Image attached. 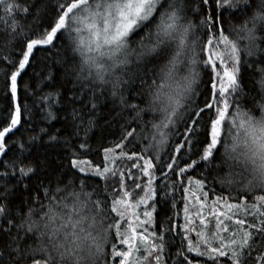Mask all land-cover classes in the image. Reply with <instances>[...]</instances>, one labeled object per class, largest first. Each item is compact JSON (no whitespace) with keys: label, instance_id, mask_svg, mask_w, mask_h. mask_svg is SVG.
<instances>
[{"label":"snow or ice","instance_id":"obj_1","mask_svg":"<svg viewBox=\"0 0 264 264\" xmlns=\"http://www.w3.org/2000/svg\"><path fill=\"white\" fill-rule=\"evenodd\" d=\"M0 22V264H264V187L230 174L209 205L199 178L226 122L224 163L264 177V0H0Z\"/></svg>","mask_w":264,"mask_h":264},{"label":"trees","instance_id":"obj_2","mask_svg":"<svg viewBox=\"0 0 264 264\" xmlns=\"http://www.w3.org/2000/svg\"><path fill=\"white\" fill-rule=\"evenodd\" d=\"M54 2H55V0H53V3ZM188 16H189V19H191V22L193 23V25H196L199 23V21L195 18L194 13H189ZM4 28H5V25L3 24V22H0V31H3ZM142 34H146V30L141 29L131 37L134 45H135V41L138 40ZM258 35H259V33H258ZM243 43L244 42H242V46H243ZM257 43H258V45L264 44V40H258ZM53 51L55 52V50H53ZM44 55H45L44 53H40L37 56V61L40 62L38 65V70H40L42 68ZM256 58H258V57H248V56L243 57L245 63H247V61L250 59H256ZM166 63H167V60L165 59V60H158V61H155L153 63L148 64L147 68L149 71V75H148V77H146V79H149V81H150L153 78V74H159L160 70L164 67V65ZM197 70H199V67H197ZM132 71L136 72L139 76H143V74H144L143 66H141L140 68H137L135 65H133ZM242 71L244 74V84L246 86L245 91L246 92H252L254 81L250 78L251 67L250 66L244 67L242 69ZM181 74L185 75V76L189 74L187 68L184 67V65H181ZM201 77L204 78L202 73H201ZM68 87L71 88L72 85H68ZM140 87H141V84H140L139 79H134L133 84L130 86V88H135V89H139ZM87 88H88V85H87V82H85V90H87ZM205 90L206 89L204 88V86L201 83L194 84L192 95H195L197 100H202V97L199 96V93H202ZM135 95L136 94L133 93L134 97H135ZM137 101H138V98L134 99L133 102H137ZM188 102L189 101H185V104H187ZM100 103L101 104L105 103L103 97L101 98ZM244 103L245 102L242 100L241 104H244ZM0 107H3V105L0 104ZM249 107H251L250 103L246 104L244 106V110H248ZM181 111H183V109ZM42 115H43L42 113L37 112V117H36V120L34 122L39 123V124H43L44 121L41 119ZM54 123H56L57 126H59L58 122H54ZM176 127L178 129H180L181 131L183 130V124L181 122H178ZM228 128H229V125L226 122L225 130L221 136L222 143L220 145H218L219 153H218L217 160L214 161L211 165L205 166L199 173V178L204 179V182H205V191L208 193V204L209 205H211V202L213 200H215L217 198V196L220 195L221 193H223V195L225 196V199H228L229 193H231L232 199L229 200V202H231V203L237 202L236 197H237V193L239 191V188L237 186L226 187L220 183L221 179L229 177L230 174L234 175L235 173L243 171V169L240 165H237L235 168L229 167V165H235L234 161H229L228 163H224V161L227 159L225 156L224 145L227 144L229 147L231 145V141H228L226 138V131ZM115 130L116 129L114 126L113 129L110 130V132H115ZM93 131L96 132L97 134L101 133V129H94ZM174 131H175V129H174ZM110 132H103V136L106 137L102 141L103 143L111 145L113 137L110 134ZM179 135H180V132L177 131L176 136L179 137ZM181 142H183V141H181ZM170 144H171V141H170ZM168 147H169V145H165L163 151L161 152V155H163L164 152H166L168 150ZM45 155H47V153H45L43 150H41L40 151L41 158H43ZM93 156L95 157V152H93ZM234 178L237 180L240 179L239 176H234ZM40 179L43 181V179H44L43 175H41ZM32 183L35 184L36 181L33 180ZM53 187H54V184H53ZM193 191H196L195 187H193ZM257 194H260V193L257 192ZM33 195L35 196L37 194L33 193ZM161 195H163V193H161ZM249 195H251V193H249ZM40 198L45 205L48 204V200L43 199L42 195ZM239 200H240V202H244L247 200V196L241 195L239 197ZM176 201L178 204H180V208L182 209L183 204L181 203V195H180L179 191L176 192ZM249 203H250V201H249ZM34 206L39 207V205H34ZM65 211H67V210H65ZM182 217H183V213L181 211V216L179 219L180 224H183V218ZM58 224H59V222H57V226H58ZM213 224H214V221H213ZM211 226L212 225H210V227ZM192 236L195 237V233H192ZM177 243H179L178 239H177Z\"/></svg>","mask_w":264,"mask_h":264},{"label":"clouds","instance_id":"obj_3","mask_svg":"<svg viewBox=\"0 0 264 264\" xmlns=\"http://www.w3.org/2000/svg\"><path fill=\"white\" fill-rule=\"evenodd\" d=\"M261 161L257 159L254 163L251 159H246L244 157L240 158V166L243 169L244 176L248 180H252L253 184L257 187H264V177L261 175L259 169V164Z\"/></svg>","mask_w":264,"mask_h":264},{"label":"rangeland","instance_id":"obj_4","mask_svg":"<svg viewBox=\"0 0 264 264\" xmlns=\"http://www.w3.org/2000/svg\"><path fill=\"white\" fill-rule=\"evenodd\" d=\"M133 46H137V45H134V44H133ZM234 131H235V130H233V132H234ZM226 138H227L228 141H231V138L228 136V129H227V131H226Z\"/></svg>","mask_w":264,"mask_h":264}]
</instances>
